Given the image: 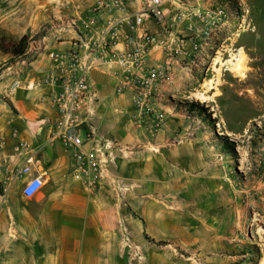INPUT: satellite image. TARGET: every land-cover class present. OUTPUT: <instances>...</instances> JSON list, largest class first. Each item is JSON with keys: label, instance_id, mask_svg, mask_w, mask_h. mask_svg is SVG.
Instances as JSON below:
<instances>
[{"label": "crops", "instance_id": "obj_1", "mask_svg": "<svg viewBox=\"0 0 264 264\" xmlns=\"http://www.w3.org/2000/svg\"><path fill=\"white\" fill-rule=\"evenodd\" d=\"M97 1L0 0V40L17 41L26 37L29 44L32 40L43 39L44 45L41 53L17 74L7 69L15 59L4 69L0 67V138L4 142L0 150V180L5 167L14 170L25 164L27 155L14 151L18 142L25 141L32 147L34 156L29 176L39 175L43 184L39 193L28 199L21 195L20 181L12 183L4 197L0 185V264H127L123 263V245L118 238L119 235L123 237L120 226L137 242L134 249L131 245V252L137 249L144 252L149 246L142 238L145 234L152 235L149 222L164 221L162 214L155 217L147 214L143 207L146 203L140 208L145 218L124 213L123 199L135 208L141 204L130 196L133 183L139 182L136 186L146 190L150 184L148 179L155 176L162 188L163 184L169 189L186 187L185 165L187 156L194 154L189 147L193 139H184L187 133L181 129L182 120L164 117L160 109L166 106L157 102L165 90L177 87L162 84L151 99V109L162 116V124L152 139L154 143H149L150 135H145L144 131L151 123L150 117L137 112L130 90L116 93L118 67L99 53L93 57L92 48L100 39L101 22L94 24L91 31L82 27ZM191 2L206 6L209 0ZM128 7L130 19L140 10L139 0H129ZM172 12L174 8L166 6L168 19ZM71 18L77 19L79 32L76 34L52 27L55 21ZM128 19L119 23L122 34L130 31L126 24ZM185 25L183 23L180 29L183 35H187ZM147 28L149 33H157L159 29L154 23H147ZM77 39L87 43L85 48L78 50L79 62L87 67L89 82L98 97L92 122L96 134L123 150H132L123 156L117 153L108 174L95 188L87 187L74 177L72 157L60 142L49 139V129L55 125L58 112L49 101L54 89L43 81L49 73H59L61 68L51 56L57 55L65 61L75 50ZM122 45L117 42L116 49L120 50ZM7 59H11V55L0 50V61ZM163 61L164 56L157 47L148 51L149 66ZM14 80L19 82L17 88H12ZM13 131H17L16 137L12 136ZM80 135L86 141L89 129L83 126ZM89 145L90 142L86 143L84 148ZM136 148L142 150L136 151ZM151 148L154 152H150ZM153 239L156 243L163 241Z\"/></svg>", "mask_w": 264, "mask_h": 264}, {"label": "rangeland", "instance_id": "obj_2", "mask_svg": "<svg viewBox=\"0 0 264 264\" xmlns=\"http://www.w3.org/2000/svg\"><path fill=\"white\" fill-rule=\"evenodd\" d=\"M239 3L246 10L244 25L238 32L233 28V37L212 62L209 54L207 74L176 66L168 86L177 88L165 90L157 101L166 106L160 109L164 117L182 120L184 139H193L189 147L194 154L187 156L186 187L162 188L155 176L146 190L133 183L130 196L141 204L135 208L123 199L124 213L139 219L145 212L162 214L164 221L149 222L152 235L142 238L149 246L144 252H131L135 238L129 235L127 242L118 234L123 263L264 264V0ZM209 6L225 7L235 24L241 19L235 0H210ZM238 51L243 76L224 65ZM11 63L13 59L0 61L1 70ZM191 103L199 108L190 111L186 106ZM155 135L147 136L149 143ZM152 236L163 241L156 243Z\"/></svg>", "mask_w": 264, "mask_h": 264}, {"label": "built area", "instance_id": "obj_3", "mask_svg": "<svg viewBox=\"0 0 264 264\" xmlns=\"http://www.w3.org/2000/svg\"><path fill=\"white\" fill-rule=\"evenodd\" d=\"M235 1L242 12L237 24L225 7L209 6V3L200 6L191 0H139L140 10L130 19L129 0H98L89 10L85 22L82 23L83 29L91 31L94 24L99 21L102 26L98 33L100 39L92 48L93 57L99 53L106 56L108 62L116 64L119 69L116 75V93L122 94L127 89L132 92V102L137 112L140 116L150 117L151 125L147 129L150 136H154L162 124V116L151 109V99L160 85L173 81L174 68L186 67L190 72L205 76L211 68L209 64L205 67L204 63L209 61V54L214 55L210 59L212 62L220 53L222 46L233 37V28L238 27L235 29L238 32L243 27L245 18L243 12L246 10L239 0ZM166 6L174 8V15L169 19L166 16ZM124 18L128 19L126 24L130 31L122 34L119 23ZM147 23L156 24L158 32L149 33ZM183 23L186 24L187 35L181 33ZM52 27L68 29L75 34L79 32L75 18L55 21ZM42 40L30 42L23 56L16 58L7 68L11 69L10 73H19L26 63L41 53L44 48ZM119 41L123 45L117 50L116 44ZM86 44L84 39H77L75 50L65 61H61L57 55H52L61 68L59 73H49L43 84L53 87L49 101L58 112L55 125L49 129V139L60 142L65 152L72 157L74 177L81 179L87 187L95 188L108 174L117 153L123 156L132 153V150L128 148L123 150L116 143L96 134L92 122L96 116L98 97L89 82L87 67H82L79 62L78 50L85 48ZM154 47L161 51L164 61L149 66L147 53ZM18 86L19 82L14 80L12 88ZM83 126L89 129L86 141L80 135ZM12 136L16 137L17 131H13ZM89 142L90 145L85 149V144ZM3 146L4 142L0 138V150ZM14 151L16 154L27 155L25 164L14 170L4 168V177L0 180L1 196L6 195L12 183L20 181L21 195L27 199L32 198L39 193L43 185L39 175L29 176L34 161L32 147L29 143L20 141L14 146ZM120 227L123 239L128 242L126 229Z\"/></svg>", "mask_w": 264, "mask_h": 264}, {"label": "trees", "instance_id": "obj_4", "mask_svg": "<svg viewBox=\"0 0 264 264\" xmlns=\"http://www.w3.org/2000/svg\"><path fill=\"white\" fill-rule=\"evenodd\" d=\"M229 3H230V1L228 2V4ZM28 45H29V41L26 37H22L17 41H10L7 43H5L4 39L0 40V50L5 54L11 55V59H13V60L23 56ZM186 107H188V109L190 111H192V110L198 109L199 105L195 104V103H191V104H187ZM232 150H233V148H232Z\"/></svg>", "mask_w": 264, "mask_h": 264}, {"label": "bare ground", "instance_id": "obj_5", "mask_svg": "<svg viewBox=\"0 0 264 264\" xmlns=\"http://www.w3.org/2000/svg\"><path fill=\"white\" fill-rule=\"evenodd\" d=\"M242 60H243V55L241 51H238V53L233 56L230 60H227L224 65H229V69L235 73H237L240 76H243V70H242ZM199 99L202 101L209 100V98L200 95Z\"/></svg>", "mask_w": 264, "mask_h": 264}]
</instances>
